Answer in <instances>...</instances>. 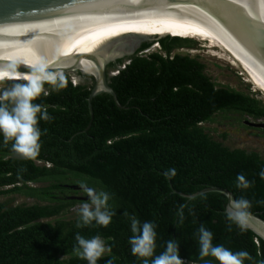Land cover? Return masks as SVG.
<instances>
[{
	"label": "trees",
	"instance_id": "obj_1",
	"mask_svg": "<svg viewBox=\"0 0 264 264\" xmlns=\"http://www.w3.org/2000/svg\"><path fill=\"white\" fill-rule=\"evenodd\" d=\"M155 43L161 52L145 55ZM194 47V41L181 37L144 42L127 59L128 64L109 77L125 108H119L108 94L97 96L92 101L94 117L88 130L93 78L90 84H74L67 76V87L59 91L45 84L47 95L41 93L33 103L46 108L53 119L45 122L37 114L43 134L35 161L19 158L11 150L12 142L5 144L0 133V198L20 195L36 200L18 206L0 202V264H88L73 251L77 233L86 239L99 235L110 248L97 264L109 260L142 264L129 244L133 236L130 215L141 224L157 225L155 255L165 250L167 241L174 240L183 264H204L197 236L203 225L213 233L214 245L234 253L247 251L251 259L244 264L264 261L261 238L249 229L241 233L235 224L229 230L226 196L210 192L188 199L181 195L208 187L225 188L236 200H249V211L264 219V179L259 175L264 159L256 152L225 146L203 126L223 114L253 127L249 119H264V102L250 93L217 86L198 58L174 54L176 49ZM124 61L111 63L108 73L124 66ZM260 129L264 134V128ZM238 174L252 186L238 189ZM82 184L111 195L109 206L115 214L109 226L93 222L77 228L79 218L66 219L65 213L79 202L70 197L88 196L74 189ZM182 204L187 207L180 223L177 210ZM52 218L55 220L44 221ZM205 259L219 264L214 257Z\"/></svg>",
	"mask_w": 264,
	"mask_h": 264
},
{
	"label": "water",
	"instance_id": "obj_2",
	"mask_svg": "<svg viewBox=\"0 0 264 264\" xmlns=\"http://www.w3.org/2000/svg\"><path fill=\"white\" fill-rule=\"evenodd\" d=\"M166 36L225 52L264 90V0H0V72L23 77L44 66L52 75H72L77 82L93 78L86 130L97 96L108 94L125 108L109 77L144 42ZM120 59L124 66L108 73V66ZM210 192L226 196V209L236 200L221 187L181 195L194 199ZM250 214L248 229L264 241V219Z\"/></svg>",
	"mask_w": 264,
	"mask_h": 264
},
{
	"label": "clouds",
	"instance_id": "obj_3",
	"mask_svg": "<svg viewBox=\"0 0 264 264\" xmlns=\"http://www.w3.org/2000/svg\"><path fill=\"white\" fill-rule=\"evenodd\" d=\"M24 79V83H15L10 89L0 93V133L3 134L4 143L12 142L11 150L19 158L35 161L38 157L42 144V131L37 126L39 119L45 122L53 119L46 108L42 109L39 103H33L41 93L47 95L45 84L52 86V91H59L67 87V80L64 76H56L48 73L44 66H38L31 75L11 76L7 72H0V81L4 79ZM175 174V170H171ZM264 179V170L259 173ZM252 186L243 174H238L236 187L238 189H248ZM83 191L87 193L89 201L83 203L79 208V220L77 228L95 225L107 227L115 214L109 206L111 195L108 192L90 189L87 185H81ZM264 203V201H261ZM187 205H180L178 215L180 223H183V209ZM251 203L244 197L232 200L226 209V217L229 221V230L235 224L241 233L248 230L250 222ZM192 210L190 209V212ZM125 215H129L125 213ZM131 231L133 236L129 239L131 252L134 256L142 259V264H183L179 258L178 243L174 240L166 242L165 250L159 255H155L157 225L154 222H143L134 215L129 216ZM199 257L204 264H211L206 257H214L219 264H244L246 259H251L247 251L232 252L223 245L213 244V233L201 225L198 229ZM76 245L73 247L74 253L81 259L88 261V264H97L98 259L110 248L105 247L104 241L99 235L86 239L79 233L75 236ZM108 264H113L112 260ZM260 264H264L261 261Z\"/></svg>",
	"mask_w": 264,
	"mask_h": 264
},
{
	"label": "rangeland",
	"instance_id": "obj_4",
	"mask_svg": "<svg viewBox=\"0 0 264 264\" xmlns=\"http://www.w3.org/2000/svg\"><path fill=\"white\" fill-rule=\"evenodd\" d=\"M150 50V51H149ZM144 54L148 55L153 52H161L160 46L156 43ZM174 54L189 55L192 58H198L199 61L206 65L205 73L216 83L217 86L230 87L235 90L250 93L255 98L264 102V94L249 81L247 75L242 71L240 67H236L230 59L225 56V53L217 48H179L174 51ZM73 76L70 78L75 81ZM75 83H78L75 81ZM84 84H90V80H85ZM11 86L0 87V93L4 90L10 89ZM232 117V116H230ZM254 125H264V119L253 121ZM244 123V122H243ZM248 127L239 124L235 118H224L223 114L215 116V120L212 123L203 124L204 128L208 129L211 135L218 141H221L225 146L232 149L241 148L250 152L258 153L264 159V134L260 127ZM264 128V127H261ZM224 135V136H223ZM32 186H45L46 184H31ZM75 190H81L83 188L75 187ZM70 199H76L79 202L69 208L65 213L66 219L79 218V208L85 203L89 197L84 196L82 193L79 195H73ZM83 200V202H81ZM0 202L8 203L10 206L18 205H32L36 202L34 199L26 198L20 195H8L2 196ZM55 218L44 220L54 221ZM107 249V248H106ZM107 253V251L105 252ZM104 253V254H105Z\"/></svg>",
	"mask_w": 264,
	"mask_h": 264
},
{
	"label": "bare ground",
	"instance_id": "obj_5",
	"mask_svg": "<svg viewBox=\"0 0 264 264\" xmlns=\"http://www.w3.org/2000/svg\"><path fill=\"white\" fill-rule=\"evenodd\" d=\"M150 51V50H149ZM225 53V52H224ZM225 56L231 60V62L236 66V67H239L226 53H225ZM246 75L247 77L249 78V81L254 84L263 94H264V90L262 89V87L256 82L254 81L244 70H242Z\"/></svg>",
	"mask_w": 264,
	"mask_h": 264
},
{
	"label": "built area",
	"instance_id": "obj_6",
	"mask_svg": "<svg viewBox=\"0 0 264 264\" xmlns=\"http://www.w3.org/2000/svg\"><path fill=\"white\" fill-rule=\"evenodd\" d=\"M74 84H76V83L74 82Z\"/></svg>",
	"mask_w": 264,
	"mask_h": 264
}]
</instances>
